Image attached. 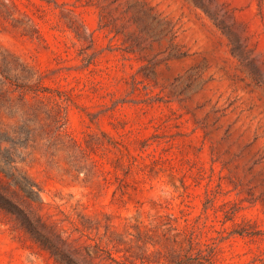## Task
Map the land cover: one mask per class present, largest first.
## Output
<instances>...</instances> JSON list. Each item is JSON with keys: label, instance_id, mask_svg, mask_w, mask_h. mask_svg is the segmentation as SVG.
<instances>
[{"label": "rangeland", "instance_id": "374dc122", "mask_svg": "<svg viewBox=\"0 0 264 264\" xmlns=\"http://www.w3.org/2000/svg\"><path fill=\"white\" fill-rule=\"evenodd\" d=\"M0 124V264H264V0H0Z\"/></svg>", "mask_w": 264, "mask_h": 264}, {"label": "trees", "instance_id": "16d2710c", "mask_svg": "<svg viewBox=\"0 0 264 264\" xmlns=\"http://www.w3.org/2000/svg\"><path fill=\"white\" fill-rule=\"evenodd\" d=\"M5 143L10 144V146H5ZM16 146L17 145L14 144L9 132L6 131V129H4L0 124V155L5 157L4 162L9 164L10 168L14 172L6 173L5 168L2 165H0V170L10 179L9 185L23 190L28 194L29 198L34 199L35 191L33 188L36 187L37 184L27 175H23L21 173V170L17 165L19 156L16 154ZM4 188L8 189V186H5ZM0 208L5 209L9 213L15 215L24 226L26 231L30 233L33 238L43 242V244H46V242L43 241V238L47 237L39 229L38 224L32 219L29 213L22 208L21 205L16 203L2 190H0Z\"/></svg>", "mask_w": 264, "mask_h": 264}]
</instances>
